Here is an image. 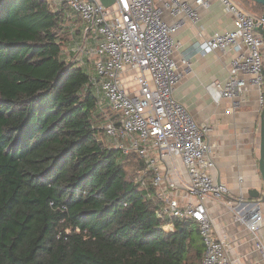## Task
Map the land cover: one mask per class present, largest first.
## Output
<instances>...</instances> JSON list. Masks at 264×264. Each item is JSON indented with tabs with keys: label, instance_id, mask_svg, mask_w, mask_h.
Returning <instances> with one entry per match:
<instances>
[{
	"label": "trees",
	"instance_id": "trees-1",
	"mask_svg": "<svg viewBox=\"0 0 264 264\" xmlns=\"http://www.w3.org/2000/svg\"><path fill=\"white\" fill-rule=\"evenodd\" d=\"M69 14L0 0V264H201L198 225L165 231L156 190L136 184L144 162L102 138L109 110L62 58Z\"/></svg>",
	"mask_w": 264,
	"mask_h": 264
},
{
	"label": "built area",
	"instance_id": "built-area-1",
	"mask_svg": "<svg viewBox=\"0 0 264 264\" xmlns=\"http://www.w3.org/2000/svg\"><path fill=\"white\" fill-rule=\"evenodd\" d=\"M57 1L81 20L85 42L77 51L95 71L87 73L98 111L112 112L101 127L104 136L124 156L136 154L144 162L136 184L156 190L161 201L157 217L169 220L164 230L174 231L175 220L192 221L204 244L201 264H234L229 243L215 235L207 208L209 199L220 200L230 191L212 175L218 148L209 139L214 128L198 124L174 98L181 81L194 73L192 56L182 55V68L174 58V35L187 23H199L198 9L186 0H116L112 8L97 0ZM217 1L232 16L234 29L196 46L203 55L234 54L228 78L207 86L214 102H231L230 114L242 107L250 86L259 91L264 86V18L247 14L233 0ZM196 4L211 5L208 0ZM166 10L178 18L175 24L164 20ZM260 26L263 34L257 31ZM127 71L134 73L133 87L123 79ZM240 220L254 234L264 263L260 219Z\"/></svg>",
	"mask_w": 264,
	"mask_h": 264
},
{
	"label": "crops",
	"instance_id": "crops-1",
	"mask_svg": "<svg viewBox=\"0 0 264 264\" xmlns=\"http://www.w3.org/2000/svg\"><path fill=\"white\" fill-rule=\"evenodd\" d=\"M186 1L198 9L200 21L197 25L187 23L174 35L178 45L174 58L182 68L183 56H192L194 73L181 81L174 98L187 108L198 124L213 126L214 132L209 139L217 143L218 148L212 175L217 183L226 185L230 190L229 194L220 200L207 201L208 214L213 221L215 235L229 243V255L234 264H264L254 234L240 220L252 219L257 215L260 219L257 235L264 244V205L257 209L241 203L243 200L255 201L249 196L251 190H257L260 197L264 193L260 171L261 115L264 111L261 98L264 100V86L262 91L250 86L242 107L230 114L227 113L231 108L229 100L223 99L218 103L213 101L207 86L213 81L224 82L228 78L234 54L216 51L203 55L196 45L216 33L233 30V18L225 13L217 0H208L211 3L208 9L197 6L196 0ZM236 1L246 12L241 5L246 3L245 0ZM253 16L261 15L256 13ZM163 18L170 25L178 20L168 10L164 12ZM68 19L71 37L63 49L62 58L94 75L93 68V73H90L91 63L83 59L77 51L85 42L81 20L71 12ZM133 74L127 71L123 76L128 87L134 86ZM108 143L113 142L109 140ZM183 173L187 175L185 169Z\"/></svg>",
	"mask_w": 264,
	"mask_h": 264
},
{
	"label": "water",
	"instance_id": "water-1",
	"mask_svg": "<svg viewBox=\"0 0 264 264\" xmlns=\"http://www.w3.org/2000/svg\"><path fill=\"white\" fill-rule=\"evenodd\" d=\"M91 2H95L96 0H89ZM99 1L104 7L106 8H112L115 6L116 4V0H97ZM256 4L262 5L264 7V0H250ZM262 17L264 18V12L262 14ZM257 31L260 34H263V29L260 26ZM260 171H261V175L263 177V183H264V111L261 115V146H260ZM249 196L253 199H255V201H241V203L243 204H249L252 207H260L261 205H264V193L262 195V197H260V193L257 190H251L249 192ZM259 209V208H257Z\"/></svg>",
	"mask_w": 264,
	"mask_h": 264
},
{
	"label": "rangeland",
	"instance_id": "rangeland-1",
	"mask_svg": "<svg viewBox=\"0 0 264 264\" xmlns=\"http://www.w3.org/2000/svg\"><path fill=\"white\" fill-rule=\"evenodd\" d=\"M50 2H51V4H52V6L55 8V9H57V8H59L60 6L58 5V1L57 0H49ZM234 2H236L237 4H238V1H236V0H233ZM240 1V0H239ZM241 2V1H240ZM240 2H239V4H240ZM241 5H243V8H244V10L246 11V12H248V13H250V14H253V15H256V13H254V12H251V10H248V6H247V4L245 3V4H241ZM245 5V6H244ZM91 71H90V73L92 74L93 73V69H92V66H91ZM107 111V110H106ZM105 111V112H106ZM109 115H112V112L111 111H108V113L106 114V116H109ZM103 120H100L98 123H99V125H101V126H103L104 125V122H105V120L102 122ZM97 123V124H98ZM102 138L104 139V141L109 145V146H114L113 145V143H108L109 142V140L105 137V136H103L102 135ZM107 140H108V142H107ZM128 170H129V174H131V175H134L135 174V171L132 169V168H130V167H128Z\"/></svg>",
	"mask_w": 264,
	"mask_h": 264
}]
</instances>
